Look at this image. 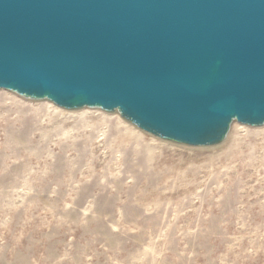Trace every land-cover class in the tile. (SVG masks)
<instances>
[{
  "label": "rangeland",
  "instance_id": "rangeland-1",
  "mask_svg": "<svg viewBox=\"0 0 264 264\" xmlns=\"http://www.w3.org/2000/svg\"><path fill=\"white\" fill-rule=\"evenodd\" d=\"M0 264H264V125L188 146L0 88Z\"/></svg>",
  "mask_w": 264,
  "mask_h": 264
},
{
  "label": "water",
  "instance_id": "water-1",
  "mask_svg": "<svg viewBox=\"0 0 264 264\" xmlns=\"http://www.w3.org/2000/svg\"><path fill=\"white\" fill-rule=\"evenodd\" d=\"M0 88L217 146L264 125V0H0Z\"/></svg>",
  "mask_w": 264,
  "mask_h": 264
}]
</instances>
